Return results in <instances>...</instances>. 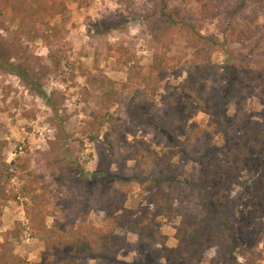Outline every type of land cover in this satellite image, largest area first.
Segmentation results:
<instances>
[{
  "label": "rangeland",
  "instance_id": "1",
  "mask_svg": "<svg viewBox=\"0 0 264 264\" xmlns=\"http://www.w3.org/2000/svg\"><path fill=\"white\" fill-rule=\"evenodd\" d=\"M58 1L64 14L23 28L0 0L7 264H264V0ZM241 32L253 49L237 42ZM191 76L201 82L192 87ZM188 85L215 101L213 115L184 94ZM227 94L226 123L217 114ZM208 130L215 134L202 137ZM208 150L227 185L219 204V179H194ZM172 163L177 210L158 216L147 184ZM119 208L165 244L121 228L113 259L81 255L73 233L104 226L105 211ZM224 222L223 248L172 251L183 227L221 233Z\"/></svg>",
  "mask_w": 264,
  "mask_h": 264
},
{
  "label": "trees",
  "instance_id": "2",
  "mask_svg": "<svg viewBox=\"0 0 264 264\" xmlns=\"http://www.w3.org/2000/svg\"><path fill=\"white\" fill-rule=\"evenodd\" d=\"M52 2V3H51ZM3 3L1 7L11 8L13 12V18L18 19L21 23V26L23 28H32L33 23L38 26L42 25V21L44 17L49 16L51 18L58 17L65 12L64 4L60 1L54 3V0H47V3L40 4L38 7H34L32 4H30L26 0H2ZM252 35L249 36V33L241 32L238 35H236L237 42L242 45L246 46L250 49H253L255 45L251 42H253V39L251 38ZM209 48L204 47L203 51L201 52H207ZM208 54V53H207ZM12 72L16 74L17 76H22L19 72H17L16 69H13ZM201 74V72H200ZM203 75V72H202ZM204 76V75H203ZM190 79L192 81L191 85L192 87L197 85L201 82L200 78L193 79L191 76ZM191 86L184 87V94H193L194 96H198L199 104L201 105L202 111L206 112L207 114L213 115L215 110V101L213 99L206 100L204 96L197 95L196 91L192 89ZM228 97L229 94L223 96L221 100V106L222 108L225 107V111L222 110L220 114V110H218V116L222 117L223 122L227 121L229 122V115H228ZM227 109V110H226ZM217 125V124H215ZM215 125H210L209 127L214 129ZM218 126V125H217ZM227 133V128L225 129ZM204 136L212 137L215 134L214 131H202ZM256 130L252 133H248L251 137L256 135ZM264 134V130L262 131V135ZM209 150L204 153V155L200 158V161L198 165L199 168V174L197 177H194L195 180H198L201 182V186H203V183H208L211 180L219 179L220 185L218 188L215 189V192L218 194V199L215 201L216 204L223 203V194L222 191L226 189L227 185L221 183L219 173L221 172V169H215L213 168L216 165L211 164V156H210ZM169 164V163H168ZM173 164V163H172ZM168 173L166 175L160 176L158 179H151L150 182L147 184L149 191L153 192V195L150 199V205L155 206L157 209L158 216L164 215V216H170L172 213L176 212V200L178 199L176 187L173 182V177L178 179L176 176H174V166L168 165ZM173 175V177H171ZM111 181H113V178H109ZM116 180V179H115ZM121 180V179H118ZM136 180V179H133ZM121 182V181H120ZM138 184L143 185L144 181L138 179ZM168 182V189H164V183ZM231 182L229 183V185ZM5 190L1 188L0 186V199H3L4 201L9 199V195H4ZM4 195V196H3ZM125 213L123 209H117L116 213L115 211L106 210L103 215L104 220V226L100 228L86 226L82 232H75L73 233V236L75 238V246L78 247V252L85 256L86 258L91 259H98L102 261H109L110 259H113L112 256V244H117V237L118 233L121 228L129 229L131 232H137L136 228L138 225H141V220L139 221H128L129 215L123 214ZM132 222V223H131ZM136 227V228H135ZM221 229L223 230L221 233L217 232L215 229L212 230V232H203L201 229L193 230L186 227H183L180 229L176 235L178 242H181L180 248H177L175 250H172L174 252H179L180 254H183V251H181V247L183 246H190L191 249L194 251H200L201 253L207 252L208 250H218L223 248L224 241L221 239V237H228V228L226 226V222L221 224ZM150 231H148L147 234H145L141 229L137 232V236L139 238L147 236L153 239L155 242L158 243V240L161 235H159L157 232L152 231L149 228ZM52 231H60V229L56 226L55 230ZM75 234V235H74ZM61 239L60 242L63 241V236L60 234ZM160 242V241H159ZM158 244L164 245L165 242L161 241ZM4 248V247H3ZM100 251V256H97V252ZM11 260V257L9 255L2 256L0 254V264H7ZM52 264H84L83 261L80 258H73L69 261L63 262L62 260L58 259V262L54 261Z\"/></svg>",
  "mask_w": 264,
  "mask_h": 264
}]
</instances>
